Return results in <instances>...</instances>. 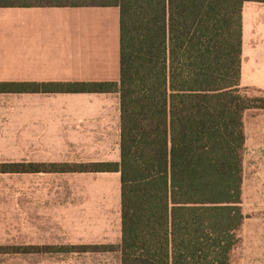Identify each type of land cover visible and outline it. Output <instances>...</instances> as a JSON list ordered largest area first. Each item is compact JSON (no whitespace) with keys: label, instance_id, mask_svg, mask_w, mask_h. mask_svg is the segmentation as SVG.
Masks as SVG:
<instances>
[{"label":"trees","instance_id":"trees-1","mask_svg":"<svg viewBox=\"0 0 264 264\" xmlns=\"http://www.w3.org/2000/svg\"><path fill=\"white\" fill-rule=\"evenodd\" d=\"M245 2L264 0H0V8L119 9L117 84L33 87L119 94L120 162L51 167L120 174L119 245L81 251H116L120 264H231L244 220L242 117L264 110L263 93L239 86ZM20 90L0 83V93Z\"/></svg>","mask_w":264,"mask_h":264},{"label":"crops","instance_id":"crops-1","mask_svg":"<svg viewBox=\"0 0 264 264\" xmlns=\"http://www.w3.org/2000/svg\"><path fill=\"white\" fill-rule=\"evenodd\" d=\"M119 77L117 7L0 8V83L21 86L19 93H0V166L20 165L19 173L0 172V241L10 236L12 220L4 200L38 199L35 214H29L27 203L20 211V237L28 244L54 246L67 237L73 244L119 245V172L51 170L120 162L118 92L33 89L40 84H117ZM239 86L264 93L262 2L242 6ZM251 110L242 117L241 168L242 153L251 152L249 136L258 141L263 134L260 117L248 121Z\"/></svg>","mask_w":264,"mask_h":264},{"label":"rangeland","instance_id":"rangeland-1","mask_svg":"<svg viewBox=\"0 0 264 264\" xmlns=\"http://www.w3.org/2000/svg\"><path fill=\"white\" fill-rule=\"evenodd\" d=\"M247 90L250 96L262 94L251 89ZM246 115L248 121H255V117H260L264 121V110L254 109ZM262 132L264 134V128ZM263 134L261 133L258 141L249 136L248 150L251 149V152L242 153L246 157L245 162H242L244 185H242L241 209L244 220L237 232L239 242L232 251L231 264H264ZM4 202L6 207H10L12 220L10 236L5 238L6 241H0V264H120L119 254L116 251H81L82 246L96 245L73 244L68 242L67 237L64 238L66 241L54 246L28 244L20 237V211L27 203L29 214H35L38 199H5ZM109 227V232L111 230L113 232V219L109 220Z\"/></svg>","mask_w":264,"mask_h":264}]
</instances>
